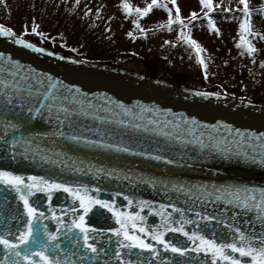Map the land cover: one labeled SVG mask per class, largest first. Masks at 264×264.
Masks as SVG:
<instances>
[{"label":"snow or ice","instance_id":"1","mask_svg":"<svg viewBox=\"0 0 264 264\" xmlns=\"http://www.w3.org/2000/svg\"><path fill=\"white\" fill-rule=\"evenodd\" d=\"M171 3L175 6L174 11L161 0H150L144 7L133 6L129 0H120L124 13H135L136 18L132 23L140 34L146 32L140 24V17L146 16L154 6L167 9L166 25L171 29L174 22L179 24V39L194 48L199 63L205 70L204 76L207 77L208 64L201 55L202 48L186 31L188 24L181 16L176 0H171ZM200 3L207 9L203 15L208 19L209 28L219 34L220 29L209 16L213 11V0H200ZM227 10L243 13L239 24L242 34L237 43L246 47L249 55L253 54L255 46L244 33L264 38V34L253 32L251 24L253 11H264V5L254 10L250 8L249 0H237L235 8ZM96 11L99 15L100 9ZM191 18L197 19L195 11L191 13ZM24 31L27 32L28 28L25 27ZM31 32L37 33L35 21ZM0 33L13 35L14 30L0 24ZM127 34L133 35L131 31ZM38 35L43 36V33ZM16 40L29 48H37L36 44L20 36H16ZM37 50L45 51L43 48ZM261 63L264 64V61ZM79 95L80 89L61 84L58 79L53 81L50 75L36 77L34 81L31 76H26L21 81L14 78L4 80L3 86H0V125L5 132L13 131L10 141L12 150L15 151L16 146L23 141V146L32 154V159L39 158L53 165L59 162L66 167L65 161L60 157L67 154L59 146L60 140L65 137L77 144L91 143L94 147L117 152H134L138 146H129V132L151 131L166 138L165 142L157 141L151 147L146 144L140 155L156 161L167 164L185 162L183 157L186 153L181 152V158L177 160L172 156L169 142H179L185 148L189 144H196L204 149L215 150L223 156L234 154L229 136L232 129L227 125L222 128L212 125L208 126L210 130H205L202 123L196 126L195 118L175 116L168 119L167 114L161 112L160 119L147 116L148 125H154L149 127L136 122L134 111L111 99L108 103L119 107L120 111L114 113V116H98V119L110 122L115 118L119 130L101 125L89 128L81 122L80 116L89 114V108L85 105L90 106L92 102L86 97L78 99ZM212 95L219 96L220 93ZM100 110L111 111L107 105ZM145 111L147 110L141 109L142 114ZM91 114L97 116L96 111ZM33 117L46 119L51 127L28 134ZM140 118L143 119V115ZM181 120L188 121L187 128L180 123ZM15 130H20L23 134L17 138ZM214 132L221 135H214ZM93 133L99 138H93ZM24 134H27V139ZM114 136L121 139L108 142L107 138ZM125 137L127 144L123 139ZM202 137H206L208 143ZM236 137L245 144L250 143L244 141V134L239 129H236ZM257 139L264 140V136ZM0 141L4 142L5 147L9 145L5 136H0ZM237 148L245 159H256V153H259V160L264 164V145L257 147L253 144L251 157L249 150L241 148L240 143H237ZM207 154L205 153V158ZM80 163L83 164V161ZM76 170L73 168V171ZM87 171L92 172L93 165H89ZM96 172L119 178L115 169L100 166L96 168ZM148 182L155 187L157 180L153 177ZM160 186L169 196L170 203L150 201L122 192L120 195L124 196L126 204L118 205L115 199L101 198L98 193L102 189L95 183L61 181L58 175L53 177L51 174L25 176L0 167V200L6 203L10 201L9 208L15 205L11 213L5 210L4 217L5 220L10 218L16 221L14 230L11 231L7 223L0 226V245L3 246L4 256L0 264H149L139 258L146 252L151 257H157L161 253V246L165 250L163 259L171 264H184L185 258L189 264H198L193 259V254H203L204 264H264V187L257 189L254 185L240 184L217 186L214 183L196 184L179 179L175 182L164 180L160 182ZM60 190L64 194L63 198L54 200V195ZM221 204L225 207L221 208ZM43 205L47 207L44 208ZM209 207L215 209V214L207 210ZM148 213L159 220L150 223ZM187 213L193 215L189 216ZM251 215L259 221V230L252 227L251 219L245 220ZM221 223L225 227L221 228ZM170 232L187 238L186 246L166 238V234ZM169 251L176 255L169 256Z\"/></svg>","mask_w":264,"mask_h":264},{"label":"water","instance_id":"2","mask_svg":"<svg viewBox=\"0 0 264 264\" xmlns=\"http://www.w3.org/2000/svg\"><path fill=\"white\" fill-rule=\"evenodd\" d=\"M16 36L18 35L0 33V86H3L4 80L13 78L16 81H21L24 77L31 76L34 81L36 77L44 78L50 75L53 81L58 79L61 84H66L73 89H80L78 99L86 97L92 102L90 106L85 105L86 108H89V114L81 115L80 120L87 127L93 129L97 125H101L119 130L115 124V118L110 122H102L98 119V116H114V113L120 111L119 107L108 103L109 99L134 111L136 122L145 125H148V115H152L154 119H160L161 112L167 114L168 119H173L175 116L195 118L196 126L202 123L205 130H210L208 126L212 125H217L220 128L227 125L232 129L229 136L234 154L223 156L215 150L204 149L196 144H189L185 148L179 142H169L174 158L179 160L181 152L186 155L183 157L185 162L182 164H167L140 155L146 144L151 147L156 145L157 141L164 143L166 138L151 131L148 133L140 131L129 132L131 137L129 146H138L134 152H117L116 150L94 147L91 143L77 144L65 137L59 142L61 150L67 154L60 157L67 165L64 167L59 162L53 165L50 162L41 161L39 158L32 159V154L23 146V141L13 151L10 144L13 131L5 132L3 126L0 125V136H5L9 140L7 147L4 146L3 141H0V167L25 176L51 174L53 177L58 175L61 181L95 183L102 189L98 193L101 198L115 199L118 205L126 204L124 196L120 195L122 192L125 195L131 194L150 201L170 203L169 196L160 186V182L164 180L175 182L179 179L196 184L214 183L217 186L222 184L254 185L257 189L264 187V164H261L259 160V153H256V159H245L240 154V149L237 148V143H240L241 148L249 150V157H251L253 144L257 147L264 145V140L257 139V137L264 136V103L222 93L219 96L212 95V93L219 92L196 89L169 79L117 67L110 62L77 58L38 44H36L37 48H29L27 45L18 43ZM39 48H43L45 51H38ZM201 93L207 94L202 95ZM104 105H107L111 111L100 110ZM141 109L147 111L142 114ZM92 111H96L97 116H93ZM141 115H143V119L140 118ZM173 122L175 123V121ZM180 123L187 128L188 121L181 120ZM148 126L154 127V125ZM50 127L46 119L41 120L38 117H33L32 127L28 129V134L33 131H45ZM236 129L244 134V141H250V143L241 142L236 137ZM15 131L17 138L23 134L20 130ZM252 133L255 135H248ZM213 134L221 135L219 132ZM24 138L27 139V134H24ZM93 138H99V136L93 133ZM202 138L208 143L206 137ZM107 139L108 142H113L121 138L114 136ZM123 139L127 144V137ZM205 153H208L207 158H205ZM80 161H83V164ZM89 165H93L92 172L87 171ZM100 166L117 170L119 178L97 173L96 168ZM73 168L77 170L73 171ZM80 168L84 170L80 171ZM125 177L128 178L125 179ZM153 177L157 180L155 187L148 182ZM37 195L41 194L37 193ZM63 195L60 190L53 199H62ZM8 203L0 200V226L7 223L11 231L14 230L16 221L10 218L5 220L4 212L7 209L11 213L15 205L9 208ZM43 207L46 208L47 205H43ZM220 207L224 208L225 205L221 204ZM207 210L215 214L214 208L209 207ZM145 211L147 212V210ZM148 215L150 223L153 220H159L151 213ZM187 215L192 216L193 213H187ZM248 219L252 220V227L259 230L260 223L255 216L251 215L245 218L246 221ZM220 227L223 228L225 225L221 223ZM166 238L186 246L187 238L182 234L170 232L166 234ZM164 251L161 246V253L157 257H151L146 252L139 259L146 260L149 264H171L170 261L163 259ZM167 254L169 256L176 255L170 251ZM236 255L239 256L238 253ZM193 259L198 264H204L203 254H193ZM2 260H4L3 246L0 245V261ZM184 264H189L187 258H185Z\"/></svg>","mask_w":264,"mask_h":264},{"label":"rangeland","instance_id":"3","mask_svg":"<svg viewBox=\"0 0 264 264\" xmlns=\"http://www.w3.org/2000/svg\"><path fill=\"white\" fill-rule=\"evenodd\" d=\"M129 2L144 7L150 0ZM161 2L175 10L171 0ZM176 4L188 24L186 31L202 48L201 55L208 64L207 77L194 48L179 39V24L174 22L169 29L167 9L158 6L139 18L146 30L144 34L132 23L135 13H124L120 0H78V3L77 0H0V24L11 27L30 42L70 56L110 61L115 66L196 89L264 103V64L261 63L264 38L244 33L256 49L251 55L237 43L242 34L239 24L243 13L227 10L234 9L237 0H213L209 16L220 29L219 34L209 28L208 19L203 15L207 9L200 0H176ZM262 5L264 0H249L254 10ZM193 11L197 19L191 18ZM33 21L37 33L31 32ZM160 24L165 26L157 27ZM251 24L253 32L264 34V11H253ZM130 31L132 36L127 34Z\"/></svg>","mask_w":264,"mask_h":264}]
</instances>
